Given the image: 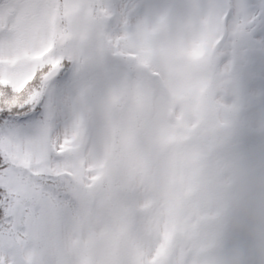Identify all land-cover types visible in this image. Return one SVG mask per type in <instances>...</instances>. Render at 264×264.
<instances>
[{
	"label": "clouds",
	"instance_id": "9594fccd",
	"mask_svg": "<svg viewBox=\"0 0 264 264\" xmlns=\"http://www.w3.org/2000/svg\"><path fill=\"white\" fill-rule=\"evenodd\" d=\"M70 8L57 20V44L82 56L87 68L103 62L126 68L130 78L162 73L149 96L166 134L143 212L146 254L163 244L161 264H264V149L242 143L245 100L237 76L246 44L264 27V0L256 9L248 0H168L135 23L131 2L119 12L106 2ZM45 36L42 24L37 41ZM126 103L135 106L134 94ZM258 132L264 136V125ZM143 184L126 174L121 190Z\"/></svg>",
	"mask_w": 264,
	"mask_h": 264
},
{
	"label": "snow or ice",
	"instance_id": "6c2138e0",
	"mask_svg": "<svg viewBox=\"0 0 264 264\" xmlns=\"http://www.w3.org/2000/svg\"><path fill=\"white\" fill-rule=\"evenodd\" d=\"M71 6L0 0V264H161L136 225L85 233L98 176L76 151L89 69L57 44Z\"/></svg>",
	"mask_w": 264,
	"mask_h": 264
},
{
	"label": "rangeland",
	"instance_id": "374dc122",
	"mask_svg": "<svg viewBox=\"0 0 264 264\" xmlns=\"http://www.w3.org/2000/svg\"><path fill=\"white\" fill-rule=\"evenodd\" d=\"M64 3L65 0H60ZM70 5L78 3H108L117 12L128 3L137 5L132 22L149 10H155L168 0H67ZM254 9L261 0H248ZM71 11V8L67 12ZM65 14L63 11L60 15ZM59 19V17H58ZM111 27L118 31L116 21ZM258 27L253 39L246 44L248 55L237 69L241 95L245 100L242 113V143L248 147L264 149V136L258 129L264 125V31ZM145 55L150 50L145 48ZM122 59H134V54L121 52ZM77 108L81 133L76 144L85 166L98 176L96 187L98 199L95 203L90 230L102 235L111 223L124 228L136 225L143 231V212L148 210L153 196V185L160 166V141L166 130L161 128L153 116V105L149 96L159 86L162 73L159 68L140 73L130 78L126 68L98 63L88 68ZM261 69V70H260ZM129 93L135 96V106L129 107ZM252 107V108H251ZM126 174H134L144 180L136 192L121 190ZM139 202V203H138ZM142 236V235H141ZM158 258L164 254L163 244L156 251Z\"/></svg>",
	"mask_w": 264,
	"mask_h": 264
},
{
	"label": "trees",
	"instance_id": "16d2710c",
	"mask_svg": "<svg viewBox=\"0 0 264 264\" xmlns=\"http://www.w3.org/2000/svg\"><path fill=\"white\" fill-rule=\"evenodd\" d=\"M263 29V31H264V27L262 28ZM262 69H264V67L262 68ZM261 70V69H260ZM252 108V107H251Z\"/></svg>",
	"mask_w": 264,
	"mask_h": 264
}]
</instances>
